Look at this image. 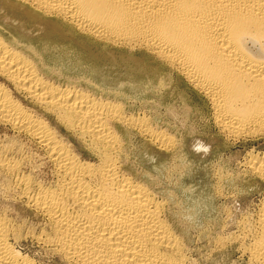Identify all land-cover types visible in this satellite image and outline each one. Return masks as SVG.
Masks as SVG:
<instances>
[{
    "label": "bare ground",
    "instance_id": "1",
    "mask_svg": "<svg viewBox=\"0 0 264 264\" xmlns=\"http://www.w3.org/2000/svg\"><path fill=\"white\" fill-rule=\"evenodd\" d=\"M25 1L98 39L144 46L206 96L218 129L232 138L264 133V0ZM31 65L0 38V76L83 139L94 161L76 154L0 85V121L32 137L52 166L53 185H40L32 195L24 192L26 204L47 224L36 243L67 264H187L165 204L121 172V143L112 125L138 129L164 153L171 140L147 127L145 119H124L122 110L107 101L52 87ZM263 154L252 156L249 168L264 181ZM2 160L1 170H17ZM260 207L246 249L251 264H264V203ZM10 221L0 216V264H39L12 245Z\"/></svg>",
    "mask_w": 264,
    "mask_h": 264
},
{
    "label": "rangeland",
    "instance_id": "2",
    "mask_svg": "<svg viewBox=\"0 0 264 264\" xmlns=\"http://www.w3.org/2000/svg\"><path fill=\"white\" fill-rule=\"evenodd\" d=\"M24 1L0 0V38L30 61L40 79L107 101L122 110L124 119H145L147 127L161 130L173 143L164 153L138 129L112 125L121 143V172L165 204L167 223L184 245L187 264H251L246 249L264 203V181L249 166L252 156L264 153V133L232 138L218 129L206 96L144 46L98 39ZM4 78L0 85L15 102L50 125L76 154L93 161L83 139ZM10 126L0 121V158L17 169H0V216L11 220L16 232L11 243L39 264H67L34 240L47 224L24 198V192L32 195L36 187L54 184L52 166L32 137Z\"/></svg>",
    "mask_w": 264,
    "mask_h": 264
}]
</instances>
